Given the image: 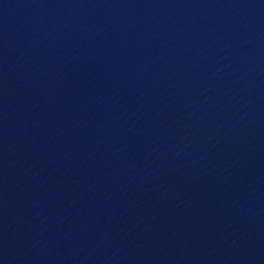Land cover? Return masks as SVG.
Returning a JSON list of instances; mask_svg holds the SVG:
<instances>
[{
    "label": "water",
    "instance_id": "water-1",
    "mask_svg": "<svg viewBox=\"0 0 264 264\" xmlns=\"http://www.w3.org/2000/svg\"><path fill=\"white\" fill-rule=\"evenodd\" d=\"M0 264H264V0H0Z\"/></svg>",
    "mask_w": 264,
    "mask_h": 264
}]
</instances>
